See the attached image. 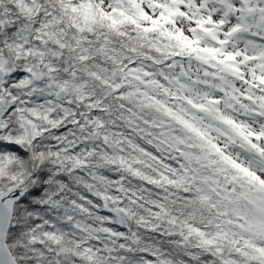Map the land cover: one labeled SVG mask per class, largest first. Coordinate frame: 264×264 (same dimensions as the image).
Returning <instances> with one entry per match:
<instances>
[{
	"label": "snow or ice",
	"instance_id": "6c2138e0",
	"mask_svg": "<svg viewBox=\"0 0 264 264\" xmlns=\"http://www.w3.org/2000/svg\"><path fill=\"white\" fill-rule=\"evenodd\" d=\"M0 264H264V0H0Z\"/></svg>",
	"mask_w": 264,
	"mask_h": 264
}]
</instances>
